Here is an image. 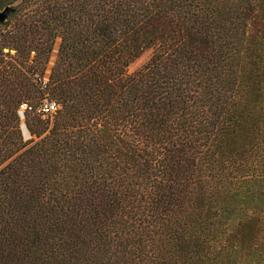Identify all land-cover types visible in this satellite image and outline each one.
<instances>
[{
    "label": "trees",
    "instance_id": "obj_1",
    "mask_svg": "<svg viewBox=\"0 0 264 264\" xmlns=\"http://www.w3.org/2000/svg\"><path fill=\"white\" fill-rule=\"evenodd\" d=\"M6 7L0 264H264V0Z\"/></svg>",
    "mask_w": 264,
    "mask_h": 264
},
{
    "label": "rangeland",
    "instance_id": "obj_2",
    "mask_svg": "<svg viewBox=\"0 0 264 264\" xmlns=\"http://www.w3.org/2000/svg\"><path fill=\"white\" fill-rule=\"evenodd\" d=\"M59 44H60V38H58L57 39V42H56V44H55V46H54V49H53V51H52V54H51V56H50V60H49V63H48V65H47V69H46V72H45V76H44V78H43V81H46V80H48V78H49V75H50V73H51V70H52V67H53V65H54V63H55V60H56V57H57V52H58V48H59ZM151 54H152V50H148V51H146L139 59H137L132 65H131V68H130V70L131 71H134V70H136L137 68H139L140 66H142L149 58H150V56H151ZM46 101H43V104L45 103ZM39 105V104H38ZM41 105H39L38 107H40ZM25 122L23 121L22 122V127H23V124H24ZM23 130H24V128H23ZM24 135H25V137H26V139H29V138H31V135L28 133V132H25V130H24Z\"/></svg>",
    "mask_w": 264,
    "mask_h": 264
},
{
    "label": "built area",
    "instance_id": "obj_3",
    "mask_svg": "<svg viewBox=\"0 0 264 264\" xmlns=\"http://www.w3.org/2000/svg\"><path fill=\"white\" fill-rule=\"evenodd\" d=\"M30 108L29 105L25 102H23L19 109H18V113L19 116L24 119L25 117V110ZM58 105L56 104L55 101L53 100H47L43 105H41L38 109L37 112H40L43 114L44 117H48L50 115H52L53 113H55V111L57 110Z\"/></svg>",
    "mask_w": 264,
    "mask_h": 264
},
{
    "label": "water",
    "instance_id": "obj_4",
    "mask_svg": "<svg viewBox=\"0 0 264 264\" xmlns=\"http://www.w3.org/2000/svg\"><path fill=\"white\" fill-rule=\"evenodd\" d=\"M9 12H10V7H6V8L0 13V21L4 20V19L8 16ZM23 128H24L25 132H28V129H27L25 123L23 124ZM28 133H29V132H28Z\"/></svg>",
    "mask_w": 264,
    "mask_h": 264
}]
</instances>
